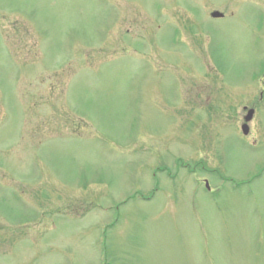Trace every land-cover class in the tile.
I'll return each instance as SVG.
<instances>
[{"label": "rangeland", "instance_id": "rangeland-1", "mask_svg": "<svg viewBox=\"0 0 264 264\" xmlns=\"http://www.w3.org/2000/svg\"><path fill=\"white\" fill-rule=\"evenodd\" d=\"M262 64L264 0H0V264H264Z\"/></svg>", "mask_w": 264, "mask_h": 264}, {"label": "water", "instance_id": "water-1", "mask_svg": "<svg viewBox=\"0 0 264 264\" xmlns=\"http://www.w3.org/2000/svg\"><path fill=\"white\" fill-rule=\"evenodd\" d=\"M219 14H220V13H218V12H213V15H215V16H217V15H219ZM251 113H252V110H250V111L248 112V114H247V116H246V119L250 117Z\"/></svg>", "mask_w": 264, "mask_h": 264}, {"label": "flooded vegetation", "instance_id": "flooded-vegetation-1", "mask_svg": "<svg viewBox=\"0 0 264 264\" xmlns=\"http://www.w3.org/2000/svg\"><path fill=\"white\" fill-rule=\"evenodd\" d=\"M245 106V105H244Z\"/></svg>", "mask_w": 264, "mask_h": 264}]
</instances>
